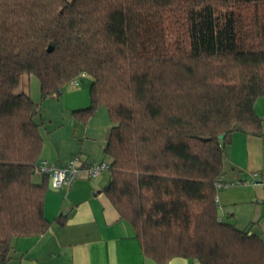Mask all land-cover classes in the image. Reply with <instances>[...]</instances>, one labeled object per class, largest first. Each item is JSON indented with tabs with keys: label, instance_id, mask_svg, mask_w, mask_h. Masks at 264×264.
<instances>
[{
	"label": "trees",
	"instance_id": "1",
	"mask_svg": "<svg viewBox=\"0 0 264 264\" xmlns=\"http://www.w3.org/2000/svg\"><path fill=\"white\" fill-rule=\"evenodd\" d=\"M82 74L90 105L73 116L107 110L104 195L143 255L264 264L260 238L219 220L215 187L231 128L263 136L264 0H0V264L14 239L50 226L48 177L32 181L40 104L20 78L43 101Z\"/></svg>",
	"mask_w": 264,
	"mask_h": 264
},
{
	"label": "crops",
	"instance_id": "2",
	"mask_svg": "<svg viewBox=\"0 0 264 264\" xmlns=\"http://www.w3.org/2000/svg\"><path fill=\"white\" fill-rule=\"evenodd\" d=\"M90 84L91 79L84 77L59 96L41 101L38 80L20 78L19 92L40 104L34 118L42 137L38 164L62 167L78 156L82 166L69 186L53 190L47 178L43 215L49 229L37 237L14 239L4 264H156L143 255L133 228L105 197L109 173L90 177L85 170L91 163L110 162L104 154L112 127L107 110L99 107L84 124L73 116L90 105ZM254 112L263 136L232 132L224 147L223 187L217 189L216 203L219 220L264 242V190L250 184L252 173L264 170V98L255 102ZM42 177L35 173L32 181L39 183ZM166 264L198 263L173 258Z\"/></svg>",
	"mask_w": 264,
	"mask_h": 264
},
{
	"label": "built area",
	"instance_id": "3",
	"mask_svg": "<svg viewBox=\"0 0 264 264\" xmlns=\"http://www.w3.org/2000/svg\"><path fill=\"white\" fill-rule=\"evenodd\" d=\"M81 76L86 77V74H82ZM71 84L76 85L77 82L74 81ZM81 166L82 163L80 162L79 157L75 156L62 167H55L43 161L39 163L36 169L39 174L49 178L51 189L57 190L61 186H69L75 180L77 172ZM108 169V162L91 163L85 166V170L90 177H96L101 172H107ZM250 184L258 185L264 190V170L253 172ZM215 187L216 189L223 187L220 179L215 182Z\"/></svg>",
	"mask_w": 264,
	"mask_h": 264
},
{
	"label": "water",
	"instance_id": "4",
	"mask_svg": "<svg viewBox=\"0 0 264 264\" xmlns=\"http://www.w3.org/2000/svg\"><path fill=\"white\" fill-rule=\"evenodd\" d=\"M237 130H239V127H238V125L237 124H235L232 128H231V132H235V131H237ZM223 138H224V135H221V136H219V140H223Z\"/></svg>",
	"mask_w": 264,
	"mask_h": 264
},
{
	"label": "rangeland",
	"instance_id": "5",
	"mask_svg": "<svg viewBox=\"0 0 264 264\" xmlns=\"http://www.w3.org/2000/svg\"><path fill=\"white\" fill-rule=\"evenodd\" d=\"M69 2L71 1V0H68Z\"/></svg>",
	"mask_w": 264,
	"mask_h": 264
}]
</instances>
